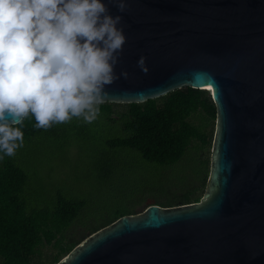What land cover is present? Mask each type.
<instances>
[{
  "label": "water",
  "instance_id": "obj_1",
  "mask_svg": "<svg viewBox=\"0 0 264 264\" xmlns=\"http://www.w3.org/2000/svg\"><path fill=\"white\" fill-rule=\"evenodd\" d=\"M101 2L126 36L104 103L209 91L210 177L200 203L125 215L58 264H264V0H125L123 13Z\"/></svg>",
  "mask_w": 264,
  "mask_h": 264
},
{
  "label": "trees",
  "instance_id": "obj_2",
  "mask_svg": "<svg viewBox=\"0 0 264 264\" xmlns=\"http://www.w3.org/2000/svg\"><path fill=\"white\" fill-rule=\"evenodd\" d=\"M100 108L91 124L45 131L25 120L24 146L0 160V264H58L125 215L202 201L217 119L209 91Z\"/></svg>",
  "mask_w": 264,
  "mask_h": 264
},
{
  "label": "clouds",
  "instance_id": "obj_3",
  "mask_svg": "<svg viewBox=\"0 0 264 264\" xmlns=\"http://www.w3.org/2000/svg\"><path fill=\"white\" fill-rule=\"evenodd\" d=\"M111 2L125 12V0ZM121 22L101 0H0V160L24 146L25 120L47 131L98 119L119 78ZM137 66L149 72L145 57Z\"/></svg>",
  "mask_w": 264,
  "mask_h": 264
},
{
  "label": "rangeland",
  "instance_id": "obj_4",
  "mask_svg": "<svg viewBox=\"0 0 264 264\" xmlns=\"http://www.w3.org/2000/svg\"><path fill=\"white\" fill-rule=\"evenodd\" d=\"M195 122H197L198 120L197 119H193ZM211 153H212V150L210 151ZM144 211L142 210L141 212L139 211V213H137V214H141V213H143Z\"/></svg>",
  "mask_w": 264,
  "mask_h": 264
}]
</instances>
